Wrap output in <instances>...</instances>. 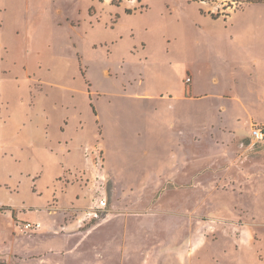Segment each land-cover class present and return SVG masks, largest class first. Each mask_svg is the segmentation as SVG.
Segmentation results:
<instances>
[{
	"label": "rangeland",
	"instance_id": "1",
	"mask_svg": "<svg viewBox=\"0 0 264 264\" xmlns=\"http://www.w3.org/2000/svg\"><path fill=\"white\" fill-rule=\"evenodd\" d=\"M198 1L0 0V204L22 211L0 215V264L17 249L50 258L66 233L47 201L88 207L98 187L107 205L84 220L98 226L78 235L80 264H264V179L246 173L264 158L218 131L212 99L160 97L189 72L215 91L232 56L264 51V2L207 0L213 15L252 1L212 24ZM51 224L52 243L26 237Z\"/></svg>",
	"mask_w": 264,
	"mask_h": 264
},
{
	"label": "crops",
	"instance_id": "2",
	"mask_svg": "<svg viewBox=\"0 0 264 264\" xmlns=\"http://www.w3.org/2000/svg\"><path fill=\"white\" fill-rule=\"evenodd\" d=\"M198 2L202 6V11H206L208 19L212 24H214L219 20L226 22V20L232 19V15L237 10L243 9L244 6L249 5L252 1L247 2L239 9H229V11H226L225 13L221 12L223 11L222 9L219 11V14L216 13L215 15H213L214 10L212 9V6H205L207 4H210L209 1L199 0ZM230 2L233 1L231 0ZM258 55L264 56L263 49H256L246 53L247 57L243 60L239 59V54L237 53V58L232 56V59H229V62H226L227 65L230 66V70L219 76L212 77L213 84L216 85L217 88V90L215 91H200L198 89V84L196 82L194 83L193 81L192 72H189L186 75V77L190 78L189 81H186L185 77V79H182L181 82L171 85L168 90H164V92L160 94V97H164L165 99V97L168 96V101L171 104V109H174V103H176L177 101L186 102L195 99H212L213 108H215L218 112V123H214L218 131L233 136V138H235L234 141L237 143L238 149H240L242 152L248 153L247 157L252 155L253 150L254 153L258 152L259 155H262V158H264V143L259 146L258 150L254 146L257 141L252 138L251 134L245 135L244 133L246 127L250 132L252 125L264 124V114L259 115L257 113L258 108L264 110V59H261V57H259ZM244 87L246 88L244 89ZM190 123L191 121H189L188 125H190ZM247 140L248 142H245ZM176 143V146L180 144L179 142ZM180 149L175 148L173 152L178 154V151H180ZM177 154H175V157L173 158V161L175 162L174 166H185L186 164H188V158H186L185 156L180 157L179 155L178 157ZM77 162L78 161H76V163ZM250 166H252L255 172L260 171L261 179H264V162H260V164H250L247 167L248 169L246 173L250 172ZM69 183L70 182H66V185L64 187L67 188ZM82 196L85 198V194H82ZM68 198H70V200L67 201L66 205H59L58 199H52V202L47 201L48 204L46 205V209L48 211H63V224L61 226H64V232L66 234L63 233L65 234V236L60 238V245H56L59 247H55L52 244L49 245V252L51 253L50 258H47V255L42 253H35L33 255H28V253H25V259H23V257H21L20 255V253H22V250H12L10 254H12V256H15V258L19 257L18 259H16L15 263L80 264V259L83 255L81 251L83 250H79V248L86 241V237L79 238L78 235L82 232L92 231V228L98 225L90 226L87 230L79 228L76 220L81 216L82 210L87 208V205L89 204L88 199H86V207L82 208L78 206V202L80 201L79 196ZM21 213L22 211H18L17 207L8 204H0V215H4L8 219H12L14 222L19 218V216L22 215ZM46 228L47 230H49V233H47V235L56 234L57 231H61L57 230L55 226H52V224L46 225ZM52 236L27 235L26 237H29V239H33L34 241L38 238L39 240L37 239L36 243L41 240L46 242L50 241V243H52L53 238H55L54 236ZM76 248H78V250H75ZM5 264H7V261L5 262ZM82 264L89 263L84 262Z\"/></svg>",
	"mask_w": 264,
	"mask_h": 264
},
{
	"label": "built area",
	"instance_id": "3",
	"mask_svg": "<svg viewBox=\"0 0 264 264\" xmlns=\"http://www.w3.org/2000/svg\"><path fill=\"white\" fill-rule=\"evenodd\" d=\"M108 1H110V0H108ZM256 1H264V0H256ZM189 80H190V78L186 77V81H189ZM250 134H251L252 138L256 141L264 140V124L252 125V127L250 129ZM93 149H95V147H93L90 150H89V146H86L84 148V154H85L86 159H89L87 154H90L93 151L96 153L98 151L97 149H95V150H93ZM100 154H101L100 151H99V153L97 152L95 154V157L91 158V160L96 159V162L102 163V158H101ZM100 179H103L102 175L100 176ZM96 191H98L97 195L96 196L92 195V197L90 199V205L86 208L84 213L80 217H78L76 220L79 228H81L83 226L84 220L97 218L98 212L104 211L106 208L107 196H106V192L104 190V187H100V188L98 187ZM22 227H23V229L37 230L41 227V222L40 221L22 222Z\"/></svg>",
	"mask_w": 264,
	"mask_h": 264
}]
</instances>
